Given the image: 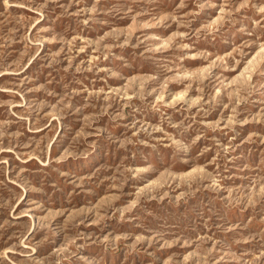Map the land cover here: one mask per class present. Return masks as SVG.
<instances>
[{
	"label": "rangeland",
	"instance_id": "374dc122",
	"mask_svg": "<svg viewBox=\"0 0 264 264\" xmlns=\"http://www.w3.org/2000/svg\"><path fill=\"white\" fill-rule=\"evenodd\" d=\"M0 264H264V0H0Z\"/></svg>",
	"mask_w": 264,
	"mask_h": 264
}]
</instances>
